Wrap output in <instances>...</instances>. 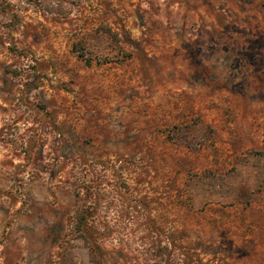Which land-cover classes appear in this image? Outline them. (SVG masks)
<instances>
[{
	"label": "rangeland",
	"instance_id": "1",
	"mask_svg": "<svg viewBox=\"0 0 264 264\" xmlns=\"http://www.w3.org/2000/svg\"><path fill=\"white\" fill-rule=\"evenodd\" d=\"M82 207L110 264H264V0H0V264H93Z\"/></svg>",
	"mask_w": 264,
	"mask_h": 264
},
{
	"label": "trees",
	"instance_id": "2",
	"mask_svg": "<svg viewBox=\"0 0 264 264\" xmlns=\"http://www.w3.org/2000/svg\"><path fill=\"white\" fill-rule=\"evenodd\" d=\"M97 33H103L105 34L110 40H115L113 33L110 32V29L105 27H98L96 28ZM91 216V213L88 212V209L85 207H82L79 209L78 213L75 216L74 221V228L76 231V236L80 238L86 245H87V251L89 254V259L93 264H110L109 259L106 256V250L97 244L91 234L90 224L89 223V217ZM66 256H68V252L65 251ZM65 254L63 257L65 258ZM65 261H62V264ZM112 264V263H111Z\"/></svg>",
	"mask_w": 264,
	"mask_h": 264
}]
</instances>
